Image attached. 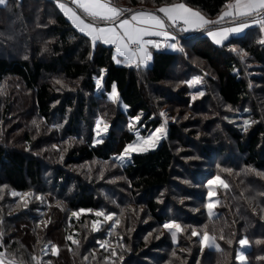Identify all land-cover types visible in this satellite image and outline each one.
<instances>
[{
	"label": "trees",
	"instance_id": "16d2710c",
	"mask_svg": "<svg viewBox=\"0 0 264 264\" xmlns=\"http://www.w3.org/2000/svg\"><path fill=\"white\" fill-rule=\"evenodd\" d=\"M231 1L152 0V6L143 10L185 3L213 21L224 10V5ZM115 4L120 7L117 2ZM135 6L133 1L130 9H141ZM179 41L182 51L153 52L150 66L145 69L117 66L113 61L112 49L100 44L93 47L89 39L77 32L59 12L56 0H7L6 6H0V121L7 122L16 117L25 122L32 114L35 120L30 127L43 135L48 123L58 114L65 128L64 135L73 142L66 152V165L79 166L97 161L115 166L116 176L123 180V188L134 195L135 192L141 193L144 197L146 211L153 224H164L169 219L158 212L160 205L152 196L167 188L174 177V166L178 163L171 143L176 141L187 147L182 142V129L171 124L168 141L161 142L154 151L132 155L130 162L122 167L113 157L119 156L133 142L134 135L128 127L121 125H128L129 121L139 117V126H145L144 132L159 126V121L154 118L156 109L149 98L148 88L159 89L169 82L173 66L188 55L189 49H194L202 61L214 65L216 92L225 105L239 107L248 96V85L236 74V64L224 53L222 55L219 51L221 47L214 45L204 33L185 34ZM236 42L232 40L229 44ZM255 57L257 61L263 58L261 54ZM193 73V70L189 72L190 75ZM113 86L118 94V102L108 98ZM179 90L165 97L162 93L153 94L159 102H163L161 106H168L170 102L166 100H173L190 111L187 89ZM122 106L126 108L125 111ZM97 116L110 124V131L101 143L93 145V133L82 137L78 126L83 124L88 128ZM231 123L235 127L225 128L226 134L236 142L237 150L246 154L245 164L263 169L264 129L258 126L245 136L238 127L240 121L233 118ZM39 136V133L25 129L24 139L18 138L16 143L21 149H17V146L9 149L11 144L8 142L11 140L14 143V139L0 135V188L6 187L10 195L12 192L34 194L27 195L30 200L26 208L18 207V196L1 202L0 228L5 231L0 234V245H3L0 251L15 259L16 263L23 264H35L32 257L38 258L42 264H78L77 261L71 263L68 256H78L80 264H110L106 262L107 258H113L110 257L111 251L118 252V256L128 264L136 261L141 252L139 248L109 247L117 237H111L114 229L110 225H103L102 216L95 215L107 209L94 193L98 188L78 183L79 180L59 167L49 187L42 185L39 190L35 189L36 185L42 183L43 165L39 159L27 154L26 149L40 144L44 137ZM59 142L68 143L66 140ZM203 151H207L205 154L216 152L215 149ZM224 154L221 151L219 155ZM41 195L46 197L39 199ZM74 212L79 215H73ZM113 213L114 217L116 213ZM223 213L224 210L217 212L214 218L205 215L200 220H190L193 221V229L206 230L219 240L222 247L215 254L220 258H223V254H229L227 247L230 246L224 247L222 243L233 236L229 226L235 219L232 214L226 221L222 218L225 217ZM36 218L35 226L39 224L44 227L32 232L25 225H29L26 224L30 222L29 219L34 221ZM94 221H100L99 230L92 229ZM85 225L88 232L83 231ZM239 226L242 231L243 227ZM69 236L72 240L68 239ZM243 236L252 240L250 235L241 232L240 238ZM86 237L90 239L85 241ZM38 239L47 243V247H35ZM73 240L78 243H73ZM123 243L128 244L125 240ZM53 246L57 255L52 252ZM161 247L168 248L167 245ZM46 248L48 251L45 252ZM236 248L233 247L232 252ZM194 263L196 258L191 264Z\"/></svg>",
	"mask_w": 264,
	"mask_h": 264
},
{
	"label": "rangeland",
	"instance_id": "374dc122",
	"mask_svg": "<svg viewBox=\"0 0 264 264\" xmlns=\"http://www.w3.org/2000/svg\"><path fill=\"white\" fill-rule=\"evenodd\" d=\"M133 1L136 3L135 8L138 9H149L152 6L150 4L152 0H115L124 9H130ZM221 26L230 27L234 25L226 19ZM219 27L210 25V28ZM199 33H204V31ZM261 39H264V32L260 30L258 25H251L240 34L230 37L218 45L221 47L219 51L222 55L224 53L236 64V74L240 75L248 85L247 99L239 107H230L219 99L216 92L217 79L214 65L202 61L194 53V49H189V56L182 57L180 63L173 66L169 82L163 84L159 89L148 88L149 98L153 108L156 109L154 118L160 123L157 128L164 127V137L158 139L154 146L148 147L144 144V140L157 128L144 132L145 126H139V120L136 118L129 121L128 125L124 123L121 125L124 128L128 127L129 131L133 133L134 140L131 144L137 149L148 147L147 151L130 149L126 155L123 151L119 156L113 157L122 167L130 162L132 155L154 151L161 142L168 141L171 124L182 129V142L187 147L177 144L176 141L171 143L178 163L174 166V177L167 188L152 196L160 205L158 212L168 217L169 220L166 223L179 224L181 226L179 231L174 228H165L166 223L153 224V219L148 216L146 211L144 197L141 193L135 192L134 195L131 191L123 188V180L116 176L117 169L115 166L99 164L97 161L87 162L79 166L66 165V152L72 146L69 144H73V142H70L66 138L67 135H64L65 128L58 114L53 117L50 124L48 123L43 135L40 131L30 127L35 120L32 114L28 116L25 122L19 121L16 117L10 118L7 122L1 120L0 135L3 134L14 139V143L11 140L8 142L11 144L9 149L14 146L21 149L16 143H18V138L24 139L25 129L27 132H37L40 134L39 137H44L39 141L40 144L34 145L31 149H26L27 154L39 159L43 165L41 170L42 183L36 185L35 189L39 190L43 187L42 185L49 187L56 177L55 170L59 167L75 180H79L78 183L81 182L98 188L97 192L94 193L102 200L103 206H106L107 209L104 210V213L106 215L108 212L116 213L112 221L105 220L102 216L103 225H110V228L114 229L111 237H117L116 242L109 247H132L131 250L139 248L141 251L138 253L139 257L132 264H191L194 258H196L194 264H202V262L204 264H264V168L258 169L247 166L245 164L246 154L237 150L236 142L225 131V128L235 127L231 123L233 118L240 121L241 124L238 127H241L245 136L258 126L264 129V45L259 43ZM232 40H237L236 44H229ZM245 43L246 45L242 46ZM176 51L177 49L165 52L173 53ZM256 54L262 55L261 61H257ZM114 63L119 65L115 60ZM191 70L194 73L190 75ZM184 87L188 91L187 97L191 103L190 111L180 103L176 104L173 100H166L170 102L168 106H161L163 102H159L153 94L162 93L165 97L168 96V93L174 94ZM201 92L203 95H200ZM110 96L111 94L108 98L112 100ZM122 110L125 111L126 108L122 106ZM161 113L165 115L162 116ZM228 119L230 120L228 121ZM245 121L248 122L247 125H245ZM78 128L82 137L83 135L87 137L93 133L92 144L96 145L107 137L110 124L97 116L92 119L88 128L84 127L83 124ZM155 135L159 137L160 133ZM59 140H66L68 143H60ZM204 149H215L216 152L209 151L205 154L207 151L204 152ZM219 151H223L225 154L221 156ZM122 155L125 158L123 160L118 159ZM216 177H220L228 185V188L226 189L220 184L210 183ZM7 190L4 186L0 188V205L1 202H6L13 196ZM210 192H212L211 196H209ZM29 195L34 196L32 193ZM42 197L46 196L41 195L39 199ZM29 200L30 198L27 196L23 198L18 196L16 203L18 207L26 208ZM210 202L214 205L212 209L214 217H216L217 212L222 213L223 210L225 217L222 218L224 220L227 221V217L232 214L235 217L229 226L233 236L222 243L224 247L230 246L227 247L229 254H223V258L215 254L216 249L201 245L200 240L203 231L197 227L193 229L191 224L193 221H190L193 219L200 220L205 215L210 218L207 208ZM55 203L59 204L58 202ZM31 205L32 203H30ZM29 220L30 222L26 223L29 225H25V227L32 232L44 227L39 224L35 226L34 223L37 218L34 221L33 219ZM238 224L243 227L242 231ZM88 230L87 225H85L83 231L88 232ZM3 231L5 230L1 231L0 228V234ZM193 231H196L198 235L193 236ZM241 232L244 235H250L252 240H248L244 236L240 238ZM209 235L211 234L209 233ZM118 236L121 238L118 239ZM89 239L86 237L85 241ZM241 239L248 241V244L243 248L239 244ZM124 240L128 244H124ZM215 242L221 249L219 240L216 239ZM40 245L47 247V243L38 239V244L35 247ZM164 245H167L168 248L161 247ZM100 246L98 245V247ZM233 247H237L234 252H232ZM241 251L245 254L243 262L236 259L237 254ZM113 252L115 255H112ZM53 253L57 255L58 252L56 250ZM68 257L71 258V263L77 261L80 264L78 256L75 258ZM110 257L113 258H107L106 263L128 264L123 261V257L118 256V252L111 251Z\"/></svg>",
	"mask_w": 264,
	"mask_h": 264
},
{
	"label": "snow or ice",
	"instance_id": "6c2138e0",
	"mask_svg": "<svg viewBox=\"0 0 264 264\" xmlns=\"http://www.w3.org/2000/svg\"><path fill=\"white\" fill-rule=\"evenodd\" d=\"M70 2L75 8L68 6V0L58 2V7L64 15L82 34L90 39L93 47H95L97 42L113 45L115 47L113 59L119 64L122 62L120 58H123L126 66H131L133 61L136 62L137 67L141 64L146 66V61L151 58L148 47L159 48L162 43L161 39H150L152 37L163 38V42L167 47L175 49L176 44L167 43L168 40H176V37L168 30L169 28H178L181 32H187L190 29H205L207 34L217 44L227 39L229 34L243 32L251 25H258L260 30L264 32V0H232V2L224 5V10L215 21L207 19L201 11L193 10L185 3H173L158 8L157 12L163 14L161 16L146 11L132 12L131 9L119 8L116 6L115 0H70ZM6 4L7 0H0V6H6ZM226 19L234 26H221ZM209 25L220 27L218 30H213L208 27ZM259 43L264 45V39H261ZM179 50L182 51L183 49ZM200 95H203V93L201 92ZM110 98L113 102H118L115 86L112 88ZM161 115L164 116L165 114L161 113ZM136 119L139 120V117ZM247 123L245 121V125ZM156 133H160V136L156 137ZM164 134V127L157 128L154 133L144 140V144L148 147L154 146L158 139L164 137ZM148 147L137 149L133 144H129L125 148L124 153L126 155L130 149L147 151ZM124 158V155L118 157L120 160ZM210 183L220 184L224 188H228V185L220 177H216ZM12 195L23 198L29 194L12 192ZM211 195L212 192L209 193V196ZM213 207V203H208L207 208L210 218H214ZM73 215H79V213L74 212ZM95 215L97 217L104 216L108 221L113 220L112 214L106 215L98 211ZM99 225L100 221H94L93 229L99 230ZM164 227L167 229L174 228L177 231L181 229V226L175 223H166ZM192 235L196 236L198 233L193 231ZM68 239L72 240V237L69 236ZM215 241L216 237L209 235L205 230L200 243L203 247L220 251ZM73 243L78 242L73 240ZM239 244L243 248V246L248 244V241L247 239H241ZM0 247H3V245H0ZM52 251H56L55 246H53ZM112 255H115V253L113 252ZM31 259L35 264H42L36 257ZM236 259L241 262L245 260L243 251L237 254ZM0 264H16V261L15 259L7 258L6 253L0 251Z\"/></svg>",
	"mask_w": 264,
	"mask_h": 264
},
{
	"label": "crops",
	"instance_id": "0c3cea01",
	"mask_svg": "<svg viewBox=\"0 0 264 264\" xmlns=\"http://www.w3.org/2000/svg\"><path fill=\"white\" fill-rule=\"evenodd\" d=\"M58 2H65V0H56V6H57V8H58V10H59V12L64 16V18L71 24V26L77 31V32H79L80 34H82L73 24H72V22L64 15V13L60 10V8L58 7ZM68 6H70V7H73V8H75V6L74 5H72L71 4V2H70V0H68ZM120 8V7H119ZM160 8V7H159ZM157 10H158V8H156V9H153V10H143V9H140V10H132V12H139V11H146V12H150V13H156V14H158V15H163V14H161V13H158L157 12ZM182 26V25H181ZM208 27H210V25L208 26ZM213 30H218V28H212ZM170 32H171V34L172 35H174L175 37H176V40L175 41H173V40H168L167 41V43L168 44H172V43H174V44H176V48L175 49H179L178 48V46H179V40H180V38H183V37H185V34H189V33H199V32H202V31H204V35L214 44V45H221L222 43H224L226 40H228L230 37H233V36H236L237 34H240V33H232V34H229L228 35V38L227 39H225V40H223L221 43H219V44H217L214 40H213V38L212 37H210L208 34H207V31L205 30V29H199V30H192V29H190L189 31H187V32H181V31H179L178 30V28H169L168 29ZM82 35H84V34H82ZM85 36V35H84ZM86 37V36H85ZM88 38V37H87ZM89 39V38H88ZM150 39H161V41H162V43H161V46L159 47V48H155V47H152V46H149L148 47V52L150 53V56H151V58L149 59V60H147L146 61V66H145V64H141L138 68H143V69H145V68H147L148 67V65L151 63V60H152V54H153V52H161V51H167V50H174L173 48H169V47H167L166 46V44L163 42V38H157V37H152V38H150ZM89 41H90V39H89ZM91 42V41H90ZM98 44H100V45H102V46H105V47H108V48H111L112 49V51H113V56L115 55V47L113 46V45H106V44H103V43H100V42H97V44L96 45H98ZM92 45V44H91ZM95 45V46H96ZM93 46V45H92ZM112 56V57H113ZM121 59V63H119V65H123V66H125V67H137L136 66V62L135 61H133L132 62V65L131 66H126V64L123 62V58H120ZM113 61H114V59H113Z\"/></svg>",
	"mask_w": 264,
	"mask_h": 264
}]
</instances>
